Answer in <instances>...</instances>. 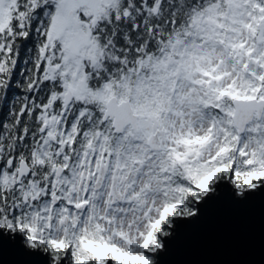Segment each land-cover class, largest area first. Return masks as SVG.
<instances>
[{"label": "snow or ice", "instance_id": "1", "mask_svg": "<svg viewBox=\"0 0 264 264\" xmlns=\"http://www.w3.org/2000/svg\"><path fill=\"white\" fill-rule=\"evenodd\" d=\"M0 264H264V0H0Z\"/></svg>", "mask_w": 264, "mask_h": 264}]
</instances>
